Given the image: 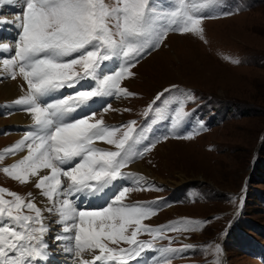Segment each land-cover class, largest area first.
I'll return each instance as SVG.
<instances>
[{
	"label": "snow or ice",
	"instance_id": "snow-or-ice-1",
	"mask_svg": "<svg viewBox=\"0 0 264 264\" xmlns=\"http://www.w3.org/2000/svg\"><path fill=\"white\" fill-rule=\"evenodd\" d=\"M5 3L14 0H0V5ZM218 3L170 0L161 6L158 0H22L14 20H0L18 29L13 44L0 42V50L11 53L0 57V75L25 82L24 94L13 103L22 106L32 121L31 130L0 152V161L18 152L26 154L2 171L21 184L34 182L47 201L41 208L31 193L26 199L0 187V264L49 261L45 212L57 217L61 231L55 240L73 264H132L146 250L155 249L156 240L172 239L165 235L166 229L195 231L205 223L187 218L158 227L143 223L156 209L146 202L127 203V196L155 186L142 174L125 169L169 136L149 140L136 120L106 124L103 114L97 118L93 105L100 103L107 113L115 109L110 103L104 106V98L136 95L122 82L134 76L135 65L161 48L170 33L193 34L204 40L203 22ZM173 88L158 93L144 115ZM64 89L73 92L65 95ZM194 100L188 92L169 101L163 111L156 109L159 118L170 120L168 132L173 136L190 116L186 104ZM172 103L178 106L165 116ZM196 134L193 130L183 138ZM98 142L113 148L100 147ZM119 180H131L133 187H117L103 205L77 204L78 194L105 196ZM142 233L151 239H139ZM192 247L159 248L161 264H170L167 254ZM207 248L215 254L212 264H221V247L209 244Z\"/></svg>",
	"mask_w": 264,
	"mask_h": 264
},
{
	"label": "rangeland",
	"instance_id": "rangeland-1",
	"mask_svg": "<svg viewBox=\"0 0 264 264\" xmlns=\"http://www.w3.org/2000/svg\"><path fill=\"white\" fill-rule=\"evenodd\" d=\"M158 2L167 6L170 0ZM6 6V3L0 5V20L12 21L20 8ZM203 28L204 40L193 34L170 33L161 48L145 55L135 65L134 76L122 82L123 87L136 95L122 97L115 103L119 109L111 113L109 120H136L148 139L153 133L169 136L138 161L154 174L156 180L149 183L155 187L130 192L126 202L143 199L153 204L156 214L143 221L152 227L182 218L205 222L195 231L166 229L165 235L172 239L156 240V248L144 253L157 254L161 247L181 248L189 244L193 247L185 252L167 254L170 264H212L215 254L207 248L212 244L222 249L221 264H264V0H219L204 20ZM10 30H6L4 39H9L5 40L0 30V41L9 45L18 32L17 28ZM10 55L0 50V57ZM225 57L239 62L233 63ZM4 79L0 75V81ZM172 86L176 88L165 93L145 116L156 95ZM188 92L195 97L186 104L190 116L173 136L168 132L170 120L159 118L156 109L163 111L169 101L182 98ZM1 101L0 151L19 140V137H8L4 131L9 122L1 113ZM176 106L172 103L164 115L168 116ZM96 111L98 118L103 109ZM105 117L103 114L104 120ZM193 130L197 134L192 139L183 138ZM158 145L162 146L158 148ZM8 165L7 157L0 161V187L28 199L32 190L2 171ZM124 186L133 187L132 184ZM5 198L11 199L7 195ZM166 208L173 211L167 212ZM59 228L61 225H55L56 233ZM138 238L148 240L151 236L142 233ZM53 252L49 250L50 254ZM154 261L152 264H161V257Z\"/></svg>",
	"mask_w": 264,
	"mask_h": 264
},
{
	"label": "bare ground",
	"instance_id": "bare-ground-1",
	"mask_svg": "<svg viewBox=\"0 0 264 264\" xmlns=\"http://www.w3.org/2000/svg\"><path fill=\"white\" fill-rule=\"evenodd\" d=\"M22 0H14V3L12 4H9V3H6V8H12V7H16L18 6L20 3H21ZM15 9V8H14ZM16 9H19V7H16ZM18 14V12L16 11L15 12V15L13 16L15 18V16ZM175 37V36H174ZM173 38V37H172ZM6 52H9V51H6ZM3 78H5L4 80L0 81V99H2V110H1V113L4 114L5 118H8V122H9V125L8 126H4L5 129L4 131L8 134V137H13V138H16V137H19V140L23 137L24 133L31 130L30 129V125L32 124V121H31V118L29 116V114H27L22 106L20 105H16L14 104L13 102L21 95L24 94V88H26L25 84H24V81L21 79V78H17L15 80L11 79L10 76L6 75V74H3L1 75ZM23 85V87H22ZM113 109L115 110H118L116 105H113ZM114 110L112 111H109L107 113H102V114H106L107 117L106 120H109V118H112V115L111 113L113 112ZM7 113V114H6ZM7 121V120H5ZM2 130V129H0ZM12 131V132H9ZM12 134V135H11ZM14 143H11V144H8L5 148L13 145ZM103 146H107V145H103ZM162 145H158V148L161 147ZM108 147H113V146H108ZM4 148V149H5ZM3 149V150H4ZM26 152H18L16 153L15 155H7V157L9 158V161L12 163H14L15 161H17L18 159H20L23 155H25ZM144 163L142 162H136V163H133L131 167H129V171L131 172H135V173H140L143 175V177H145L147 179L148 182H150L151 180H156V178H154V174H151L150 171H148L144 166H143ZM129 181V180H127ZM157 181H163V180H159L157 179ZM130 182H132L130 180ZM183 182V180H182ZM29 189H31L32 191H34V193L32 194L33 197H35V202L37 203V206L41 207V208H44L46 206V198L42 197L40 195V190L39 189H36L35 186H34V182H29L27 184H25ZM116 183H115V187H116ZM31 191V192H32ZM30 192V193H31ZM103 203H105V201H102ZM129 203H136V202H129ZM166 211L167 212H172L173 209L172 208H166ZM48 212H45L44 215L46 217V220H45V223L48 225L50 220H54L56 221L57 217L56 216H51L49 217ZM55 217V219H51ZM58 234V233H57ZM54 236V235H53ZM48 242V240H47ZM54 254H50V259H54L55 256H56V253L53 252ZM147 257H151L150 254L147 255ZM57 258V261L61 263V261L59 260L58 257ZM87 258V257H85ZM49 259V260H50ZM46 264H48V262H46ZM132 264H134L132 262ZM136 264H146V259L144 262H137Z\"/></svg>",
	"mask_w": 264,
	"mask_h": 264
}]
</instances>
